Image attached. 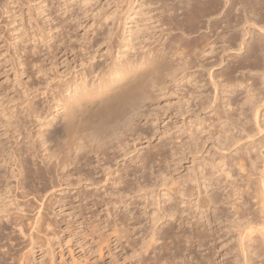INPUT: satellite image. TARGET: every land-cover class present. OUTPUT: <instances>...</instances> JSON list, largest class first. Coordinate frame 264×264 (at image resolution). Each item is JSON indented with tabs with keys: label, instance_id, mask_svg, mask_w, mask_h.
<instances>
[{
	"label": "rangeland",
	"instance_id": "374dc122",
	"mask_svg": "<svg viewBox=\"0 0 264 264\" xmlns=\"http://www.w3.org/2000/svg\"><path fill=\"white\" fill-rule=\"evenodd\" d=\"M181 1L0 0V121L3 123L2 127H0L1 149L7 147L10 149L16 146L14 145L15 139L12 136L14 128L18 129L21 123L26 121L23 119L22 109L31 105L39 113H45L50 107H55L57 100L54 101V97L60 100V95H66L65 89L67 85L82 79H86L88 85H91L101 70L107 72L106 76L110 77L108 70L113 63H125V66L136 63V66L143 68L141 66L145 59L154 61V64L149 69H143L147 74V79L144 82L149 86L148 96L153 97L146 101L139 111L136 112L135 116H132L134 120L132 121V126L135 123L132 131H121L120 142L113 141L114 148L110 156L114 157L116 155V158H98L99 161L101 160L100 162L98 159L92 158V154L88 158H82V173L85 176L89 175L94 178L99 185L92 186L89 182H80L81 179H78V172L73 170L74 167H70L69 170L72 177L69 178V184L63 185L58 191L48 190V194H45V205L41 207L42 209L39 208L44 224L38 232H33L36 244L33 246L34 250L30 252L32 247L30 241L28 239L23 240L18 236V233L11 235V238L9 237L11 242L6 243V240L2 242V245L6 244V249L12 250L11 254L14 257L20 256L21 253L26 254L29 261L26 259L25 264H29V262L30 264H192L194 261H201L202 257L195 244L189 245V247H193V249H190L192 252L194 250L193 254L197 260L193 262L190 260L188 262L187 259L185 261L174 260L175 253H177L176 248L184 250L186 247L183 246V244L186 245L183 242V235H189L196 230L194 220H190L187 217L188 211L181 215L183 218L175 215V217L167 220L169 218L166 219L162 215L168 207H173V210L176 208L174 189L179 185L182 190L191 188V183L184 182L189 177H194V174L192 175V171H194L192 170L193 165L190 161L184 160L179 165L177 164V160L180 159L184 154L185 148H187L190 132L195 131V128L191 125L189 126V119H185V117L182 120L177 115L175 108L179 100L174 96V69L179 63V59L181 60L182 56L184 58L182 54L188 51V61H192L193 68L196 67L190 70L191 74H194L193 76L198 80L196 81L202 84V86H199L201 88L199 91H205L204 93L207 92L206 94H212L213 96L214 90L209 80V69L212 70L210 73L213 76H211L216 81L222 82L223 80L222 83H224L225 72L236 68V62L248 55L247 49L244 50V47H237L238 44L236 46L232 45L230 48L234 50L228 49L225 51V47L230 46L227 39L230 36H240L239 39L245 38L243 39L244 41L252 44L255 38L264 35V31H262L264 19L262 20L261 17H258V15L248 9L244 13L241 12L243 18H247L248 21L250 19L247 22L248 24L244 25L245 23H243L237 28L233 27L235 30L228 28L227 25L224 28L225 24L223 23L227 22L228 19L225 16L234 9L228 3L227 5L225 4L226 6L223 4L225 7H222L223 11L221 10L220 14H209L207 15L209 17H201L198 20L199 23L196 21L193 25L187 24L183 23V4H181ZM224 2L223 0L222 3ZM236 7L234 11L240 9L239 6ZM229 9L230 11H228ZM235 14H238V11ZM260 20L262 21L260 22ZM215 26L217 30L214 29ZM181 33L183 36H181ZM202 37H207L208 39L204 43L207 46L205 48V45L201 43L203 42ZM198 43L199 47L191 52L185 47L187 45L195 46ZM208 43L210 46L207 45ZM180 45L182 48H180ZM212 47L213 50L211 51ZM203 51L204 53L201 54ZM174 54L177 56L174 57ZM178 54H181V57ZM252 59L248 61L249 63H243L245 70L237 69L234 73V77L239 81L242 79L241 81L243 84L245 82V84L242 87L240 86V88L236 87L234 89L235 94L230 98L234 104V109L233 111H228L234 120L238 118V123L242 121V124H245L244 128L247 131L249 130V132L251 131L250 133L248 132V137H246L248 135L247 131L243 135L238 132V129L234 131L235 135L237 134L236 137L241 138L238 146L243 144L240 147L244 151L245 148H251L252 145H257L264 139V130L261 134L259 133L264 127V79L261 77L264 66L261 67L262 65H260L258 69L253 68L255 58ZM221 61H223V64L220 63ZM246 67H249V69ZM253 83L257 88L253 86ZM251 84L256 91H254V94L258 96V99L256 97L254 99L256 102L254 108H259V119L256 122L254 121L256 120L255 116L252 117L255 112H250L251 110H248L247 106L244 107V113L245 109H247L248 113L246 112V116L241 118L239 117V112L241 111L236 110L239 108L236 107L237 104L239 105L240 103L239 106L241 107V103L246 96L245 86H251ZM204 85L206 86L203 89ZM224 85L227 84L225 83ZM183 87L185 89L181 88L182 92L184 90H194L192 86H188L186 83L183 84ZM194 91L196 92V88ZM182 92L179 91L180 95L184 93ZM10 109L14 110L11 111ZM58 115L59 113L56 112L54 116ZM200 116L207 126L211 123L210 121H216V117L210 113H201ZM244 117L248 119V122L246 121L248 125L244 122L246 119L242 120ZM252 118L254 119L252 120ZM185 120L188 121L186 122ZM184 121L185 123H183ZM185 124L187 126H184ZM59 126V120L53 121L52 127L46 133L47 136L51 137L50 140L54 144V148L48 157L52 160L66 158L64 161L68 165L70 164V157L74 154V150L76 151L79 147L81 141L79 139L74 140V144L71 147L67 138L56 133ZM179 129H182L181 133ZM195 133L198 134L197 132ZM113 137L114 135L111 133L103 135L102 139L109 141ZM177 137H179L178 140ZM102 139H92L90 140V145L96 147ZM262 141L264 142V140ZM182 145L184 146L182 147ZM160 147H163L164 153L161 154L160 152L161 155H157L156 153L158 152L156 150H159ZM208 147L209 152L213 154L212 146L209 145ZM174 152L177 153L175 156ZM252 153L253 158H261L256 151ZM261 153L264 155V149L261 150ZM226 154L229 155L231 152ZM155 155L162 157L155 158ZM230 156H232L229 157L231 159L236 158V153L232 152ZM136 157L141 158V163L149 161L152 157L150 168H148L149 170L147 169L148 171L144 175L146 177L140 179L139 175L131 176L127 179V181L130 179L131 183L130 185L129 181L127 182L129 185L127 193L117 195L116 188H113L115 186H112L113 182L121 173L123 174L128 169H131L132 171L130 170V172L133 173L141 166L137 164L135 167V163L138 161ZM182 157L181 160L184 159V155ZM237 157L239 158V156ZM240 158L245 159L247 157L245 154H241ZM152 159L154 160L153 162ZM159 159H163V161L159 162ZM84 163L89 165L85 166ZM245 164H247L246 161ZM105 166L111 167L109 168L111 174H117V172L118 174L109 176V179H113V181L110 180V182L104 183L103 175L109 171L103 172L104 168H106ZM247 167L249 169V165ZM231 170L233 171L230 179H226L225 176V178L221 177L220 174L215 176L214 184L217 181L216 177L221 182L219 189H217L220 200H224L230 195L229 201L231 204L238 206L245 200V203L249 206L246 204L247 206L245 205L244 209H248L251 212L257 210L256 201L250 199L248 194H243L239 199L234 195V192L231 193L234 186H231L230 183L246 175V172H242L238 167H232ZM159 173H161L160 176ZM77 180L79 181L77 182ZM136 184H140L138 188L144 187L145 191L139 192ZM130 187L133 188L130 189ZM41 188L42 185L36 183L31 192L38 190L40 197L44 196V191H41ZM146 189L151 194L149 192L146 193ZM245 190L247 189L245 188ZM168 191L171 193H169L170 202L167 201ZM89 195L92 198L88 202H83L82 199L85 196L89 197ZM147 195H150V197L147 198ZM176 198H179L177 200L179 202L182 197L178 195ZM18 199L21 202L24 201L20 197ZM35 199L34 195L28 198V205L33 206L30 207L33 209L29 215L30 223L39 210V199ZM122 201L131 205L130 209L135 214L134 222L136 224L134 232H125L126 234L124 233L123 237L119 235L120 231L113 232L115 229L118 230L117 223L115 224L116 219L114 220L113 216L115 215V218L120 219L126 212V208H123L124 203H121ZM176 206L178 207V205ZM221 208L224 213L222 214L224 215L222 216L223 220L227 214H229L227 215L229 220L237 218L233 214L234 207L230 204H222ZM124 209L125 212H123ZM184 209L186 210V204H179L177 210L181 212ZM82 220L85 221L84 226L75 223V221L80 223ZM106 221L108 225L105 224ZM228 226L229 224L225 223V220L215 225L217 230H222L218 233L222 237L217 241H209L206 246V253H209L212 259L214 256L213 260L220 261L221 259L224 264H243L236 233L232 231L225 235L226 231L232 230H228ZM95 230L97 233L93 232ZM7 231V234L12 233L13 228ZM13 240L17 241L14 243ZM16 243L17 245H15ZM179 243L182 244L180 245ZM29 244L30 246H28ZM69 249H71L72 253ZM249 258H251L252 264H264V259H262L264 257L259 259L255 257L257 258L255 259L252 256ZM5 260H7L6 264H13L11 259L7 258Z\"/></svg>",
	"mask_w": 264,
	"mask_h": 264
},
{
	"label": "bare ground",
	"instance_id": "6f19581e",
	"mask_svg": "<svg viewBox=\"0 0 264 264\" xmlns=\"http://www.w3.org/2000/svg\"><path fill=\"white\" fill-rule=\"evenodd\" d=\"M222 1L221 0H182L181 4H183L182 9H183V16H184L183 23L185 22L187 24L193 25L194 23H196V21L198 22V20L201 17L202 18L204 16L206 17L209 14L218 15V13L220 14L221 10L223 11L222 7H225L228 3L234 9L225 16L228 19H227V22L223 23L225 24L224 28L226 27V25L230 29H232L233 27L237 28L239 27L240 24L243 25V23H245L244 25H246V23L249 22L250 19L248 21L247 18H246L247 20L245 19V17L243 18L241 16L242 14L241 12L244 13L248 9L249 11H252L254 14L258 15V17H261L262 20L264 19V0H224L225 1L224 3H222ZM223 4L224 5L226 4V5L224 6ZM236 6H239L240 9L238 10L236 9V11H234ZM228 11H230V9ZM237 11H238V14H235V12ZM253 17H255V15H253ZM262 20H260V22ZM214 29L217 30V27L215 26ZM262 31H264L263 25H262ZM181 36H183L182 33H181ZM239 37L230 36L228 39L226 37L227 42L229 43L230 46H228L227 48L225 47L226 49L225 51L230 49L232 45L236 46L238 44L237 47H240V48L244 47V50L247 49L246 51L248 55H246L247 57L245 56L244 59H240L236 62L237 64L236 68L225 72L224 83H222L223 80L222 82L216 81L212 77L213 76L212 73H210V71L212 70L209 69V78H210L209 80H210V84L212 85V88L215 94V95L213 94V96L212 94L211 95L206 94L207 92L204 93L205 91H202V90L199 91V89H201L199 86H202V84L197 82L198 80L193 76L194 74H191L190 70H193L196 67L193 68L192 61H188L189 60V55H187L188 51H186L185 53V51L183 50L185 53V54H182L184 55V58L183 56L181 57V54H178V56L180 55L179 57H181L182 59L181 60L179 59V63L174 69V96L177 97V99L179 100L176 104L175 109L177 110L176 111L177 115H179L182 118V120H184L185 117H186L185 119H189L188 124L189 126L190 125L193 126L195 128V131L193 130L194 132L193 131L190 132V136H189L190 140L187 143V148H185L184 154H183L184 159L181 160L183 158L182 157L183 155L181 156L182 158L179 156L180 159L178 158L179 160H177V164L179 165L184 160L190 161V163L193 165L192 170L194 171H192L193 172L192 175L194 174V177L188 176L189 179L187 178L188 180L184 182V183H191L192 184L191 188L189 187L188 189L182 190L179 185L177 188L174 189V196H175L174 201H176L177 203L175 204V207L178 209L179 204H186V210L184 209L185 211L182 210L180 212L179 211L180 208L179 210H177L176 208H174L173 210V207L172 208L168 207L167 210H165L162 215L166 219L169 218L167 220H170V218L175 217V215L181 216L182 214L184 215V213L188 211L187 217H189L190 220H194V224L196 226V228L195 227L194 228L196 230H194L193 233L190 232L191 234L189 235H185V234L183 235L182 237L184 239L183 242H185L186 244V245L183 244V246L184 247L186 246V247L184 248V250L183 249L180 250V248L179 249L176 248L177 253H175L174 260L178 259L180 261H183V260L185 261L187 259L188 262L190 261L193 262L194 260H197L195 255L193 254L194 250L193 252L191 251L193 247L192 248L189 247V245L191 246L195 244L197 247L195 248L198 249V252L202 257L201 258L202 262L198 261L200 262L199 264H224L223 263L224 261H221V259L220 261L213 260L215 257L212 255L213 256V259H212L211 255L209 253L208 254L206 253L207 251L206 246L207 244H209L208 243L209 241L211 240L217 241L218 239H221L222 236L220 237L219 236L220 234L218 235L220 230H217L216 228L217 226L215 227V225L217 223H222V221L224 220H225V223L227 222L229 224L228 230L232 229V230L226 231L225 235L233 231V233L235 232L238 237L237 243H238L240 255L243 258V264H252L251 262L252 260L249 257L254 256V258L257 257L258 259L260 257L261 258L264 257V155L261 153V150L264 149V142L262 141L264 139H262L257 145L255 144L252 145L251 148L244 147L245 148V151H244V149L240 147L243 144L238 146L241 138L236 137L237 134L235 135L234 131L238 129V132L240 134L242 133L241 135H243L247 131L244 128L245 124L243 125L242 121H240L241 123L240 122L238 123V118L234 120L233 117L228 112L230 110L233 111L234 109V104L232 100H230L232 95L235 94L234 89L236 87L240 88V86L242 87V85L245 84V82L243 84V82L241 81L242 79L240 80L242 82L241 83L236 77H234V73L236 72V70L237 69L245 70L244 62H248L250 59L253 60L252 58H255L253 61L255 65L253 66V68L258 69L260 65H262L261 67L264 66L263 65L264 64V35H261L255 38L253 40L254 44L252 42H251L252 44H250V42L244 41L243 39L245 38H240L242 39L240 41L241 43L240 42L238 43V41L240 40ZM201 39L203 42L201 41L199 42H201L202 45L208 40L207 37H202ZM207 45H209V43ZM185 47L191 52L199 47V43L195 46L187 45ZM205 47L207 46L205 45L204 48ZM180 48H182L181 45H180ZM212 50H213V47L211 51ZM230 50H234V49L232 48ZM203 53L204 51L201 54ZM176 54H174V57L177 56ZM184 59H186V61H184ZM194 61H193V65H194ZM223 61H221L220 63L223 64ZM135 64L136 63L125 66L126 65L125 63H121V64L113 63L110 65L109 70H108V72H110L109 73L110 77L106 76L107 72H104L103 70H101L99 72L98 77L92 82L91 85H88V83L86 82V79L84 80L82 79L74 83H70V85L66 86V89H65L66 95L64 96L60 95L59 96L60 100L56 99L57 97H54L53 100L54 101L57 100V103H55L56 104L55 107L54 108L50 107L49 110L43 114L39 113L38 110L36 111V109H34L31 105L21 110V113L23 114V119L26 121L24 123L22 122L18 129L14 128L12 136L15 139L14 145L16 146L11 147L10 149H8V147L4 149L0 148V264H6L5 262L7 260L5 259L7 258H9V260L11 259L13 261V264H25L26 259L27 261H29L28 258L26 257V254H23V253H21L23 255L20 254V256L14 257L11 254L12 250H10L8 247H7L8 249H6V246H5L6 244L2 245V242L4 240H6V243L11 242L10 241L11 235H13L14 233H18V236L21 237L23 240L28 239L30 241L32 245L30 252L34 250L33 246H35L36 244H35V239H34L35 235L33 234V232H38V230L44 224L43 216H41L39 208L45 205L44 204L46 201L45 194H48L47 193L48 190L58 191L59 189L63 187V185L69 184V178L72 177L71 171L69 170L70 167H74L73 170L78 172L77 173L79 174L78 179H81L80 182H89L90 185L92 186L99 185V183L96 182L94 178H91L89 175L85 176L82 173L81 171V168H82L81 162L83 160L82 158H88V156L91 154L93 156L92 158H96V159L116 158L115 157L116 155L114 157L110 156L111 155L110 153H112L111 151L114 148L113 141L116 140L115 142H120L119 137H120L121 131H124V132L132 131V127L135 124L134 123L132 126V121H134L132 119L133 118L132 116H135L136 112L139 111V109L146 103V101L150 100L153 97V96L151 97L148 96L149 86L146 82H144V80L147 79V74L143 71V69H149V67L154 64V61L151 59H145L142 62V66H141L143 68H139V66H136ZM246 68L249 69V67H246ZM261 77H263L262 79H264V71L263 73L261 72ZM184 83H186L188 86H192L194 90L196 88V92L191 89L192 91L184 90L183 91L184 93H183L181 88H184L183 87ZM225 83L227 85H224ZM205 86L206 85L203 86V89L205 88ZM253 86H255L254 83H253ZM245 87H246V96L244 97L241 103V107L239 106L240 103L239 105L237 104L236 106V107H239L240 110L239 108L236 110L241 111L239 112L240 114L238 113L239 117L241 118L242 116H246L245 114L248 113L247 109H245L246 111L244 113V107L247 106L248 110H251L250 112H255L253 113L255 115H253L252 117L255 116L256 120L254 121L256 122L259 119L258 118L259 108L256 107L257 110L256 108H254L256 105L255 104L256 102L254 101V99L255 97L256 99H258L257 98L258 96L254 94L256 91L253 89L254 87H252V84L251 86L249 85ZM179 91L182 92L183 94L180 95ZM263 95H264V92H263ZM261 101L263 100L261 99ZM10 110L12 111L14 109H10ZM56 112L59 113L58 116H54ZM201 113L213 114L216 117V121H213V122L210 121L211 123L208 124L207 126L206 122L200 116ZM243 119L244 120L246 119L244 122L248 120L246 117L242 118V120ZM253 119L254 118H252V120ZM55 120H59V123H60L59 129L56 131V133L59 134L60 136L67 138L68 144L71 147L74 144V140L79 139L81 141L79 147L76 149V151L74 150V154H72V156L70 157L71 160H70V164L68 165L64 161V159L66 158L52 160L50 157H48V155L54 148V144L50 140L51 137L47 136L46 133L48 132L49 128L52 127V123ZM185 121L187 122L188 120H185ZM185 121L183 123H185ZM2 124L3 123L0 121V127H2ZM184 126H187V125L185 124ZM259 129L261 128L259 127ZM181 130L182 129H179L180 133H181ZM263 130H264V127L262 128V131H260L259 133L261 134ZM195 132H197L198 134H196ZM248 132L249 130L247 131V133ZM111 133L114 135V137L111 140L104 141L102 139L103 135H108ZM249 133L248 135H246V137L249 136ZM201 136H204V137H201ZM97 138H101L102 141L96 147H94V145H90V140L97 139ZM178 138L179 137H177V140ZM209 145H211L214 150L213 154L209 152L208 150ZM183 146L184 145H182V147ZM163 147H165V145ZM163 147L162 148L160 147L159 150L158 149L156 150L158 152L156 153L157 155H161L164 153ZM180 149L182 150V148ZM253 151H256L257 154L261 156V158H253L252 157ZM230 152L231 154L229 155L226 154ZM232 152L236 153V158H232V159L229 158V157H232L230 156L232 155ZM176 154L177 153H175L174 156ZM241 154L246 155L247 157L245 158L246 160L244 158H240ZM237 156H239V158ZM157 157L160 158L162 156H156L155 158ZM151 158L149 159V161H145L142 163H141L142 160H140L141 158L140 159L137 158L136 160L138 161L135 163V167L137 164L139 166L141 165L140 167L137 168L138 170L136 169L133 173H131L130 172L131 169L130 170L128 169L129 172L127 170L123 172V174L121 173L120 175H118L116 179L114 178L115 181L113 182L112 186H115L113 188H116L115 190H116L117 195H123L127 193L129 189V185L127 182L129 181V184L131 185L130 179L128 181L127 179L130 178L131 176L139 175L140 179H144L146 177L144 175H146L147 173L146 171H148L149 170L148 168H150ZM163 159L161 160L159 159V162L163 161ZM153 161L154 160L152 159V162ZM245 161L247 164H245ZM84 165L88 166L89 164L84 163ZM247 165H249V169H247L248 168ZM232 167H238L242 172L244 173L246 172V175L245 177L241 176L239 180L233 179L234 181L230 183L231 186H234L232 189L233 191H231V193L234 192L235 193L234 195L237 196L238 198L240 196H243V194L245 193L248 194L250 199H254L256 201L255 205L258 207L257 210H254L251 212V211H248V209L247 210L244 209V206L247 204L245 203V200L238 206H235V204H231V202L229 201V199L231 198L230 195H228L227 198H224V200H220L221 198H220V195H218L217 193V189H219L221 182L219 181L220 179H217L216 177L217 181H216V184H214L215 176L217 174H220L221 177L225 176L226 179H230L232 177V171H233L231 170ZM109 168L111 167L109 166V167L104 168L103 172H106L107 170H109L105 175H103L105 179L104 183L110 182V180L113 181V179H109V176L111 177V175L116 174V173L111 174V171ZM160 175L161 173H159V176ZM78 181L79 180H77V182ZM239 182L241 183L240 185H239ZM36 183L37 184L39 183L40 185H42L41 191H44V194H43L44 196L40 197V192L38 190L35 192L34 191L35 189L32 190L34 192H31V189L34 187V185H36ZM138 185H137V188H138ZM132 188L130 187V189ZM245 188L247 190H245ZM138 190L139 192H141L142 190L145 191L144 187H139ZM146 191H147L146 193L149 192L148 189H146ZM149 193L151 194V192ZM169 193L170 192L168 191L167 193L168 200L166 199L167 201H169L171 198L169 196L171 193L170 194ZM31 195H34V198L36 199L38 198L39 199L38 201L40 204L37 201V203L39 204V207H38L39 210L36 212V216L34 215L35 217L34 219H32L30 223L29 215L33 209L30 208L32 205L31 206L28 205V201H29L28 198L29 197L31 198ZM178 195L179 197L180 196L182 197L180 198L181 200H179V202L177 201L179 198H176V196ZM147 196H148L147 198L150 197V195H147ZM18 197H20V199L24 201L21 202L18 199ZM90 198L92 197H90L89 195V197L85 196V198H83L82 200L83 202L85 201L88 202ZM167 201L165 202L168 203ZM121 203H124L123 208H126V212H125V209L123 211L125 213L122 216V218L117 219L115 218L116 217L115 215L114 216L112 215V216L114 220L116 219L115 224L117 223L116 226L118 227V230L115 229L113 232L116 233L120 231L119 235L123 237L125 232H129V231L134 232L135 230L134 228L136 224L134 222L135 214H133L132 210L130 209L131 205L123 201ZM225 203L230 204L232 207H234L233 214L235 217L237 216L236 219L229 220V217L227 216L229 214L226 215L225 217L226 219L224 217H223L224 220L222 219V216H224L222 214L224 213L221 208V205ZM176 205H178V207ZM75 223H78V225L80 226L85 225V221L83 220L80 223L79 221H75ZM105 224H107V221ZM11 228H13L12 233L7 234L6 233L8 232L7 230H10ZM93 232L97 233L96 230ZM118 238L120 239V237ZM177 239L179 238L177 237ZM15 245H17V243ZM28 246H30V244ZM69 251L71 252V249H69ZM194 262L195 264H198V262L196 261Z\"/></svg>",
	"mask_w": 264,
	"mask_h": 264
}]
</instances>
